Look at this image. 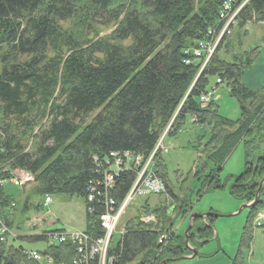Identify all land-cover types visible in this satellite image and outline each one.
Wrapping results in <instances>:
<instances>
[{
    "label": "trees",
    "instance_id": "trees-1",
    "mask_svg": "<svg viewBox=\"0 0 264 264\" xmlns=\"http://www.w3.org/2000/svg\"><path fill=\"white\" fill-rule=\"evenodd\" d=\"M224 1L0 0V180L10 172L25 171L33 176L30 194L36 200L63 195L84 202L86 189L101 184L103 173L110 169L109 154L146 158L167 126L172 137L189 119L209 132L202 155L210 168L203 177L201 169L195 171L201 189L184 197L167 191L166 200L154 208L142 205L139 214L157 218L155 230L142 225L135 214L109 251L113 264H160L189 255L184 236L171 230L189 217L192 196L223 188L219 174L235 148L242 145L244 169L233 178L229 194L250 203L264 178V86L252 90L241 82L256 55L252 58L255 51L243 50L237 33L250 23H264V0H248L201 72L200 61L192 58L198 41L221 30ZM244 1L232 0L233 6ZM105 29L112 31L99 38ZM186 59L191 63L185 65ZM212 79L214 87L225 84L237 101L238 119L220 116L214 102L206 108L199 105L201 95L214 92ZM157 166L165 181L161 155ZM134 179L130 168H122L114 178L107 194L116 207ZM7 186L15 188L8 183L0 186L6 222L18 209L7 210L17 198L6 191ZM98 204L92 215L84 203L85 232L94 237L101 235L97 222L105 209L103 201ZM263 206L264 184L250 207V218ZM39 207L37 202L23 201L18 210L39 212ZM212 221L213 217L191 221L189 247L213 239ZM5 225L11 228L10 223ZM161 234L166 240L158 244ZM243 237V244L251 241L249 234ZM26 240L31 244L44 239ZM16 241L25 239L0 242V264H36L22 259ZM54 249L55 255L61 251Z\"/></svg>",
    "mask_w": 264,
    "mask_h": 264
},
{
    "label": "rangeland",
    "instance_id": "rangeland-1",
    "mask_svg": "<svg viewBox=\"0 0 264 264\" xmlns=\"http://www.w3.org/2000/svg\"><path fill=\"white\" fill-rule=\"evenodd\" d=\"M64 28L72 30L74 27L69 26L68 28V26H64ZM111 31L112 29L102 30L101 33H99V38L100 36L109 35ZM237 33L240 34L243 50L250 53L255 51L252 54V58L256 55L252 65L244 71L241 82L248 89L260 90L264 86V23H250ZM216 41L217 39H212L211 46H214ZM214 86L215 83L212 79L210 81V87L215 89L213 92V101L220 116L232 121L238 119L239 107L237 101L230 97L225 84L217 87ZM207 130L206 127L202 128L195 126L189 119H186L176 135L172 137L161 135V143H163L164 149L167 150V152L161 154V162L164 166V170L162 171L160 169V173L162 172L163 175H165V181L163 180L166 182V188H164L165 194L163 196H150L142 200L140 198H135L130 203L124 216L121 217V224L117 228L115 240L120 237V233L118 232L122 225L128 219L134 218L135 214H139L138 210L142 211V209H138L142 207V205H145L146 208H154L156 205H159L163 199L166 200L167 191H171L178 197H184L186 195L191 196V191V194H195L201 189L202 181H200V177H203V174H206L210 168L209 163L206 162L205 157L202 155V149L209 139V132ZM155 146H157V144ZM146 158H144V160ZM146 161H144L142 165ZM157 167L159 169V166ZM142 168L143 167H141V169ZM197 169L202 170V175H200L199 180L195 178L197 176L195 174ZM243 169V149L242 145H239L234 149L219 174V181L223 185V188L206 192L199 197H195V195L192 196L191 212L198 215L214 212L220 216L214 223V230H217L221 236L219 237L218 244L220 243L219 245L224 253L231 257V264H238V262L235 261L238 259L236 253L244 233L249 234L252 238L251 250L253 251V259L251 260V264H264V226L262 228H254V217L250 218V209L242 208L245 203L235 200L229 194V188L233 182V178L241 175ZM154 175L160 176L157 170ZM27 179L29 182L21 188L6 187L8 193L17 196L14 202L16 203L15 208L18 207L19 210L23 201H27L29 204L37 202L40 205H42L43 202L42 198L36 200V196L30 194V191H32L35 186L33 176H27ZM43 198H45V196ZM168 202L169 204L171 203L169 199ZM18 209L12 212V215L8 219L9 221L6 222L3 219L4 214H2L0 205V219L3 220L4 224L10 223L11 225L10 234H12V237L10 240L18 238L25 239V242L17 241L24 244L15 243V245L22 246L27 250L32 249L42 252L47 247L43 242L26 244V241H29L26 239H29L31 235L39 234L44 231H65L66 234H72L76 232H85L86 230L84 202L77 197L69 198L63 195H52L50 204L39 207V212L30 211L31 209L28 208L29 211L20 213ZM138 216L140 218L142 214ZM155 219L157 221V218ZM188 225V216H185L180 221H177L171 231L174 232L173 235L183 237ZM162 231L168 232L164 229H162ZM18 234L20 235L15 236ZM0 242L6 243L5 239ZM166 243H164V245H166ZM216 250L217 246L214 241L206 244L202 249L203 252H215ZM244 251L245 256H247L246 249H244ZM22 259L25 261L26 257L24 256ZM186 262L187 260L169 264H186Z\"/></svg>",
    "mask_w": 264,
    "mask_h": 264
},
{
    "label": "built area",
    "instance_id": "built-area-1",
    "mask_svg": "<svg viewBox=\"0 0 264 264\" xmlns=\"http://www.w3.org/2000/svg\"><path fill=\"white\" fill-rule=\"evenodd\" d=\"M248 2L245 0L239 6H233L232 0H225L220 9L219 20L223 23L221 30L217 36H213L215 31L208 32V39L198 41L196 47L192 50V58L194 60L203 59L205 56L210 57L213 55L218 41L223 35L229 34V28L235 24V20L239 11ZM211 36V38H210ZM216 37V38H214ZM217 39L215 45L211 46V40ZM190 60L184 61L185 65L190 64ZM204 65L200 68L202 70ZM217 83L219 81L217 80ZM212 93L203 94L199 97V103L202 108L207 107L212 101ZM164 136V135H162ZM161 142L157 143V148ZM166 152L163 149L161 153ZM112 164L109 166V170L103 173L101 184H94L95 188L86 189V210L89 214L95 212V207L98 203L104 202L105 209L103 213L98 216V228L101 235L94 237L91 233L76 232L72 234H66L65 231H44L40 233V237L43 238L47 245V250L44 253L37 251H22L21 255L26 257V260L36 264H113L114 257L109 255V248L112 243V239L117 233V228L120 223L121 217L124 215L126 209L135 198H144L150 195H160L165 192L163 182L155 176L157 168L150 159H145L144 162L141 157L133 156L130 153H124L122 157L118 154H109ZM95 162L97 160L95 159ZM141 167H143L141 169ZM133 169L135 171V179L131 190L126 195L124 201L120 206L116 207L115 203L108 196V191L113 188L114 178L118 175L121 169ZM27 176L30 174L24 171H13L9 173L7 179L0 180V186L6 183L14 187H22L29 181ZM30 180V179H29ZM97 192V193H96ZM51 198L45 196L43 206L50 204ZM1 205V200H0ZM14 204L10 205L13 208ZM1 220V219H0ZM140 222L145 226H151L155 224V219L152 216H144L140 219ZM264 222V210L257 213L254 219V226L260 227ZM119 235L124 233V227L118 232ZM12 237L10 229L6 227L3 220L0 221V241L9 240ZM165 240V235H161L158 239V243L162 244ZM61 248L58 253L54 252V248Z\"/></svg>",
    "mask_w": 264,
    "mask_h": 264
},
{
    "label": "crops",
    "instance_id": "crops-1",
    "mask_svg": "<svg viewBox=\"0 0 264 264\" xmlns=\"http://www.w3.org/2000/svg\"><path fill=\"white\" fill-rule=\"evenodd\" d=\"M216 219L217 218H213V221L211 223L212 224V230L214 233L213 239L211 241L205 243L204 245L196 248L197 249L196 257L193 260H187L186 264H228V263L231 264L230 263L231 257L227 256L224 253L221 246L219 245L220 243L218 244L219 237H221V236L219 235L217 230H214V223H215ZM189 223L190 222L188 221V224ZM263 226H264V224L262 225V227ZM121 237L122 236H120L119 239H117V240H115V237H114L113 245H115L120 240ZM242 240H244L243 235H242V239H241L240 244H239L238 251L236 253V256L238 257V259L235 261H237L238 264H251V260L253 259V251L251 250V241L252 240L249 243L246 242V244H243ZM212 241H214L216 243L217 250L215 252L214 251L203 252L202 251L203 247ZM244 249H246L247 256H245ZM232 264H235V263H232Z\"/></svg>",
    "mask_w": 264,
    "mask_h": 264
},
{
    "label": "water",
    "instance_id": "water-1",
    "mask_svg": "<svg viewBox=\"0 0 264 264\" xmlns=\"http://www.w3.org/2000/svg\"><path fill=\"white\" fill-rule=\"evenodd\" d=\"M263 184H264V178L259 183V187H258V189L256 191L254 200L252 202H250V203L244 204L242 206V208H248L249 209L250 207H252L255 204V202L258 200L259 193H260V190H261ZM210 217L219 218L220 216L217 215V214H212V213H207V214H203V215L202 214L198 215V214L191 213V215L189 217V222H191L195 218H197V219H206V218H210ZM190 228L191 227H188L186 229L185 233H184V244L189 249L191 255L190 256H181V257H178V258L166 259V260H163L160 264H169V263H174V262H179V261L193 260L196 257L197 249L196 248H191L188 245L187 234H188V231L190 230Z\"/></svg>",
    "mask_w": 264,
    "mask_h": 264
},
{
    "label": "bare ground",
    "instance_id": "bare-ground-1",
    "mask_svg": "<svg viewBox=\"0 0 264 264\" xmlns=\"http://www.w3.org/2000/svg\"><path fill=\"white\" fill-rule=\"evenodd\" d=\"M210 58H211V56L210 57H207V56H205L203 59H201V61H200V64H201V66H200V68L204 65V66H206V64H207V62L210 60ZM199 71L201 72V70L199 69ZM196 80V79H195ZM195 80H193V82H192V84L195 82ZM169 126H167L166 127V129L164 130V132H163V134L162 135H164L165 137H167L168 136V131H169V128H168ZM162 141V137H160V140H159V142H161ZM165 147H164V145H163V143H161L157 148H154L152 151H151V153L148 155V157H147V159H150V161L152 162V163H154L155 164V166L157 167V164H158V158H159V156L161 155V152H162V150L164 149ZM142 160L144 161V158H142ZM160 180H162V179H160ZM86 205V204H85Z\"/></svg>",
    "mask_w": 264,
    "mask_h": 264
}]
</instances>
